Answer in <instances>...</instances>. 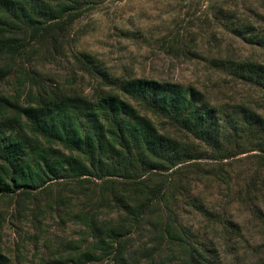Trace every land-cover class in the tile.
I'll return each mask as SVG.
<instances>
[{
    "label": "rangeland",
    "instance_id": "374dc122",
    "mask_svg": "<svg viewBox=\"0 0 264 264\" xmlns=\"http://www.w3.org/2000/svg\"><path fill=\"white\" fill-rule=\"evenodd\" d=\"M64 1L61 19L76 18L58 44L52 36L31 40L35 23L24 19L16 35L6 36L26 46L17 53H0V97L14 101L17 94L36 93L43 84L88 96L96 90L122 94L129 79H149L194 87L225 113L247 105L264 115V92L216 66L221 60L264 64V49L251 44L244 29L252 25L264 34V0ZM36 3L28 9L37 15L41 8ZM9 6L10 0H0V8ZM154 120L176 139L194 143L185 163L173 169L186 186L172 217L161 219L157 212L137 222L116 206L103 180L80 184L55 179L68 169L74 173L81 163L90 165L84 155L74 153L78 163L56 144L46 168L55 169L57 176L38 179L41 185L28 189L30 194H20L27 190L23 187L0 195V252L12 264H264L259 152L249 149L217 162L211 149L193 141L190 133ZM80 122L87 138L104 129L97 130L88 118ZM25 134L31 135L29 130ZM90 141L99 148L107 138L96 135ZM41 147L49 145L42 139ZM59 158L60 164L53 166ZM220 171L223 176L216 177ZM167 226L180 239L171 238ZM112 234H117L116 243ZM101 237L111 245L101 244Z\"/></svg>",
    "mask_w": 264,
    "mask_h": 264
},
{
    "label": "trees",
    "instance_id": "16d2710c",
    "mask_svg": "<svg viewBox=\"0 0 264 264\" xmlns=\"http://www.w3.org/2000/svg\"><path fill=\"white\" fill-rule=\"evenodd\" d=\"M33 1L10 0L11 6L0 8V53H17L26 46L24 42L15 45L14 39L9 38L16 35L21 21H34L31 40L52 36L58 44L59 36L76 18L68 15L61 19L60 7L67 4L64 0H36L41 8L37 15L35 9H28ZM41 17L50 19V23L38 24ZM244 29L249 33L248 41L264 49V34L260 35L252 25ZM216 66L264 92V64L221 60ZM3 78L0 76V81ZM122 94L96 90L88 96L43 84L37 86L36 93L17 94L14 101L0 97V195L16 193L23 187L27 190L20 194H30L28 189L36 190L41 185L38 179L45 182L57 176L55 169L46 166L51 160L50 150L59 144L72 158L76 157L75 152L84 155L90 165L81 163L83 167L74 173L68 169L55 179L81 180L80 184L90 182V178L103 180L105 191L114 193L116 206L137 222L157 212L161 219L165 215L172 217L186 186L173 169L185 163L184 157L190 156L194 143L183 142L161 130L154 118L161 119L159 122L165 126L190 133L193 141L211 149L217 162L254 149L259 152L258 164L264 168V115L250 106L239 105L233 112L225 113L224 108L211 105L194 87L149 79H129L122 86ZM130 100L143 107L145 113L140 114ZM72 114L74 117H70ZM84 118L97 130L105 129L89 135V142L81 129L80 120ZM27 130L31 135L25 134ZM96 135L107 138V143L101 142L99 148L93 145L90 139ZM42 139L48 148L41 147ZM79 159L75 161L80 163ZM60 161L55 159L53 166ZM223 174L220 171L215 176ZM166 232L171 238L180 239L170 226ZM109 237L116 243L117 234ZM99 242L111 245L108 237H101ZM0 264L12 262L0 252Z\"/></svg>",
    "mask_w": 264,
    "mask_h": 264
}]
</instances>
